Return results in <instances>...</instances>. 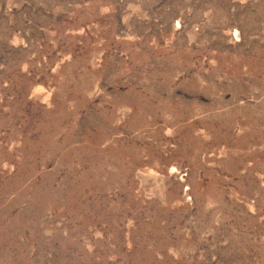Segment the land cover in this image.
I'll return each mask as SVG.
<instances>
[{
	"label": "rangeland",
	"instance_id": "1",
	"mask_svg": "<svg viewBox=\"0 0 264 264\" xmlns=\"http://www.w3.org/2000/svg\"><path fill=\"white\" fill-rule=\"evenodd\" d=\"M0 264H264V0H0Z\"/></svg>",
	"mask_w": 264,
	"mask_h": 264
}]
</instances>
